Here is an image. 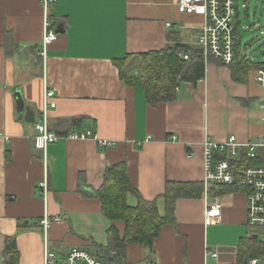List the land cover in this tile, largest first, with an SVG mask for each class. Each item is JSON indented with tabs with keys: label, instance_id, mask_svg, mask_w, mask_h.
<instances>
[{
	"label": "crops",
	"instance_id": "0c3cea01",
	"mask_svg": "<svg viewBox=\"0 0 264 264\" xmlns=\"http://www.w3.org/2000/svg\"><path fill=\"white\" fill-rule=\"evenodd\" d=\"M178 1L57 0L51 16L62 32L44 55L42 0H0V264L13 260L6 252L10 239L18 264H44L46 246L60 261L73 248L107 259L101 249L109 244V229L114 224L123 235L125 223L106 217L94 194L107 167L117 164L127 165L132 184L143 199L157 201L161 216L168 183L201 189L199 196L176 199L174 222L152 246L130 245L118 263L246 264L240 251L252 236L245 193L231 186L221 194L213 190L222 215L206 222L203 144L207 137L223 142L231 135L241 142L264 140V85L257 69L234 74L233 65L209 57L202 80L181 82L176 99L151 104L115 63L177 45L198 48L203 16L179 13ZM240 16L238 5L241 27ZM46 87L55 91L50 129L60 136L47 148V170L34 145ZM27 108L35 122L26 120ZM85 132L97 139L73 136ZM101 139L115 143L101 148ZM45 176L47 199L40 188ZM127 201L138 205L133 193ZM45 215L46 235L40 223Z\"/></svg>",
	"mask_w": 264,
	"mask_h": 264
},
{
	"label": "built area",
	"instance_id": "2783aa9c",
	"mask_svg": "<svg viewBox=\"0 0 264 264\" xmlns=\"http://www.w3.org/2000/svg\"><path fill=\"white\" fill-rule=\"evenodd\" d=\"M57 0H42L44 12V37L42 53L45 55L47 46L58 38L55 23L51 16V7ZM178 11L181 14H200L203 23L196 44L201 50L205 62L214 57L222 64L231 65L235 55L237 41L238 0H179ZM183 57L190 59L189 53ZM257 80L264 85V70H257ZM55 91L46 87L43 108L36 121L35 147L42 151L44 166L47 170V148L58 141L60 136L50 129L49 111L56 107L52 101ZM75 138L87 139L97 136L91 132L75 133ZM112 140H99L101 148L112 146ZM204 148V184L206 188L207 208L206 222L216 223L222 215L221 204L213 200L211 188L214 186H231L241 189L246 195V224L257 235L261 243L260 255L251 256L247 264H264V162H259V154L264 149V140H248L241 142L231 135L223 142L207 137ZM41 193L47 199L49 182L47 176L40 182ZM45 235L50 226V219L45 215L40 221ZM112 255L116 251L111 252ZM217 257V253L212 254ZM44 264H121L116 260L105 259L98 254L83 249L73 248L68 251L65 260L60 261L55 253L45 247Z\"/></svg>",
	"mask_w": 264,
	"mask_h": 264
},
{
	"label": "trees",
	"instance_id": "16d2710c",
	"mask_svg": "<svg viewBox=\"0 0 264 264\" xmlns=\"http://www.w3.org/2000/svg\"><path fill=\"white\" fill-rule=\"evenodd\" d=\"M242 36L237 22V41L235 55L231 65L234 74L243 70L263 69L264 61H253L242 51ZM183 53H189L186 60ZM122 79L128 84L143 87L146 99L151 104L168 102L176 99L177 87L181 82L196 84L205 77V61L200 49L190 45H177L161 51L145 54H129L115 60ZM102 187L95 191V196L102 202L103 214L112 222L122 220L125 223L123 235L113 224L109 229V244L103 247L102 253L109 259L122 261L127 248L133 244L152 246L153 241L162 231L165 224L175 220V201L180 197L199 196L201 189L195 183H168L165 202L166 213L161 216L157 201L143 199L134 187L128 174L126 164L107 167ZM227 186H214L216 194L229 191ZM129 193L138 197V205L130 206L127 201ZM85 194V193H84ZM261 243L249 238L240 251V260L247 264L251 256L260 255ZM116 251L115 255L111 252ZM6 252L14 254L13 260L7 264H18L19 254L16 242H7Z\"/></svg>",
	"mask_w": 264,
	"mask_h": 264
},
{
	"label": "rangeland",
	"instance_id": "374dc122",
	"mask_svg": "<svg viewBox=\"0 0 264 264\" xmlns=\"http://www.w3.org/2000/svg\"><path fill=\"white\" fill-rule=\"evenodd\" d=\"M242 51L256 62L264 61V0H239ZM250 234L253 230L249 229Z\"/></svg>",
	"mask_w": 264,
	"mask_h": 264
},
{
	"label": "water",
	"instance_id": "95a60500",
	"mask_svg": "<svg viewBox=\"0 0 264 264\" xmlns=\"http://www.w3.org/2000/svg\"><path fill=\"white\" fill-rule=\"evenodd\" d=\"M56 31H57L58 33H59V32H62V31L60 30L59 27H58V29H57ZM26 120H27L28 122H35V120H36V115H35V113H34L31 109H29V108H27ZM252 238H253V239H257V235H252Z\"/></svg>",
	"mask_w": 264,
	"mask_h": 264
}]
</instances>
